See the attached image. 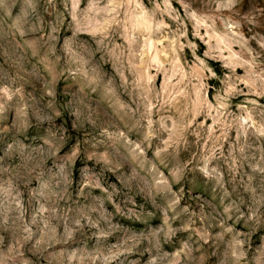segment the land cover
Instances as JSON below:
<instances>
[{
	"label": "clouds",
	"instance_id": "9594fccd",
	"mask_svg": "<svg viewBox=\"0 0 264 264\" xmlns=\"http://www.w3.org/2000/svg\"><path fill=\"white\" fill-rule=\"evenodd\" d=\"M0 264H264V0H0Z\"/></svg>",
	"mask_w": 264,
	"mask_h": 264
}]
</instances>
